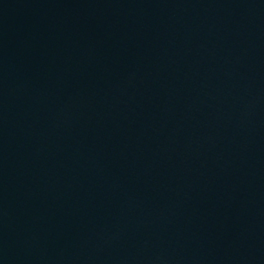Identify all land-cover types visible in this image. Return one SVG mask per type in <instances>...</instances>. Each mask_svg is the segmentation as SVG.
<instances>
[{"label": "water", "instance_id": "1", "mask_svg": "<svg viewBox=\"0 0 264 264\" xmlns=\"http://www.w3.org/2000/svg\"><path fill=\"white\" fill-rule=\"evenodd\" d=\"M0 264H264V0H0Z\"/></svg>", "mask_w": 264, "mask_h": 264}]
</instances>
